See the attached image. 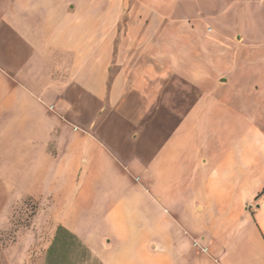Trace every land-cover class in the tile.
Returning a JSON list of instances; mask_svg holds the SVG:
<instances>
[{"label":"crops","instance_id":"obj_1","mask_svg":"<svg viewBox=\"0 0 264 264\" xmlns=\"http://www.w3.org/2000/svg\"><path fill=\"white\" fill-rule=\"evenodd\" d=\"M5 1L1 31L56 94L48 122L0 125V210L32 195L98 264H264V64L204 56L138 0Z\"/></svg>","mask_w":264,"mask_h":264},{"label":"rangeland","instance_id":"obj_2","mask_svg":"<svg viewBox=\"0 0 264 264\" xmlns=\"http://www.w3.org/2000/svg\"><path fill=\"white\" fill-rule=\"evenodd\" d=\"M138 2L147 8L161 10L172 23L197 29L202 41L208 43L202 47L204 56L211 59L233 56L238 62L257 58L258 63L264 64V0ZM6 4L7 1H0V10L5 9ZM193 51L194 56H199L200 50L195 47ZM29 52V49L15 47L9 35L0 29V125L3 128L23 122L28 116L35 122H48L42 107L51 103L56 93L43 94L38 90L45 84L41 78L45 67L27 66ZM23 69L34 78L33 83L38 87L22 79V84L11 83L10 79ZM112 176L126 186V176L116 167ZM14 179L34 192L41 190L40 177L33 181L19 175ZM11 204L0 210V264H47L46 251L57 226L47 216L43 217L40 203L32 195L13 193ZM63 249L67 251L64 255L71 258L69 264H98L97 259L78 244L66 241Z\"/></svg>","mask_w":264,"mask_h":264},{"label":"trees","instance_id":"obj_3","mask_svg":"<svg viewBox=\"0 0 264 264\" xmlns=\"http://www.w3.org/2000/svg\"><path fill=\"white\" fill-rule=\"evenodd\" d=\"M68 241L69 244H78L83 249H86L84 245L68 230L62 226H57L50 245L46 251V262L47 264H69L71 263V258H67L66 250L63 249L65 242ZM66 257V258H65Z\"/></svg>","mask_w":264,"mask_h":264}]
</instances>
